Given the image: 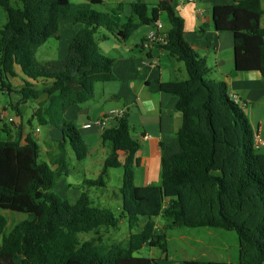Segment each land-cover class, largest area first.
Instances as JSON below:
<instances>
[{
    "label": "trees",
    "instance_id": "16d2710c",
    "mask_svg": "<svg viewBox=\"0 0 264 264\" xmlns=\"http://www.w3.org/2000/svg\"><path fill=\"white\" fill-rule=\"evenodd\" d=\"M12 1L21 6L12 7ZM264 0H238L234 5L213 9L214 29L230 33L234 42V72L259 73L264 82ZM101 0H0L8 22L0 32V89L13 92L4 78L18 77L17 68L28 79L19 90L14 110L47 96L33 114L40 126L62 133L58 153L50 163L41 159V147L29 135L9 138L12 129L0 113V210L27 215L7 233L0 217V264H159L143 255V248L167 253L165 237L155 235L156 220L163 218L171 229L210 228L235 232L239 261L219 264H264V154L255 149V132L243 106L230 97L224 81L207 80L210 70L185 38V22L175 11L173 0L156 6L132 5V15L119 25L108 12L95 10ZM163 15L171 25L168 55L185 65L188 79L182 82L149 81L151 93L178 98L176 110L182 127L161 143V185L136 186L135 170L140 145L133 139L128 115L117 119L103 133L104 146L111 150L98 182L104 185L110 169H123L120 219L127 220L130 234L126 247L103 248L92 242L81 244L80 236L118 221L108 209L92 205L88 192L76 203L53 191L62 177L70 175L68 149L79 161L89 149L73 121L66 118L75 106L95 98V85L117 81L115 61L103 54L97 43L101 30L120 42L129 41L143 26H155ZM63 21L80 24L65 59L42 64L39 50L49 40H59ZM78 72L76 77L73 74ZM40 82L41 87L38 86ZM32 120L29 122L32 124ZM126 155L124 163L120 155ZM130 232V233H131ZM167 260V259H165ZM186 264H216L188 261Z\"/></svg>",
    "mask_w": 264,
    "mask_h": 264
},
{
    "label": "crops",
    "instance_id": "0c3cea01",
    "mask_svg": "<svg viewBox=\"0 0 264 264\" xmlns=\"http://www.w3.org/2000/svg\"><path fill=\"white\" fill-rule=\"evenodd\" d=\"M101 1H103L105 5L109 6L110 11L108 13L112 15L113 19L119 25H123L124 23H126L127 18L131 17L132 15L133 4L145 3L150 7H153L156 6L161 0ZM236 1L238 0H196L191 4H182L180 0H173V6L175 8V11L183 18L185 22V38L187 42H189V44L201 58L206 59L207 66L210 62H212L211 60L215 58L218 67L217 72L223 75L224 79L227 80L225 82H227L230 86L229 92L238 94L242 102L241 106H243L244 111L245 109H249L248 112L245 111V113L250 120L255 135H260L264 138L263 78L259 73H240L236 75L231 74L235 69L234 55L232 56V67L229 69V74L224 72L225 70H223V66H225L228 62L230 63V57L228 56L226 61L223 56L226 47L225 43L227 42L229 46L230 42H232L233 45H231V47L234 54V42L233 40L231 41L230 38L228 39V37H223L224 35L222 34L224 33H218L214 29V7L234 5ZM263 2L262 8L264 10ZM165 18H167V16L163 15L159 22L162 24L161 33L167 34L171 28V25L167 19V22L169 23V28H167L166 24L164 23ZM67 22H70L69 24L75 25V27H73L75 29H72L70 31L72 39L71 41H73L77 33L83 28V26L80 24H74L71 21ZM104 31L105 30H101L99 32L102 44L98 43V41L97 43L100 51L115 61L113 70L115 72V75L117 76V81L103 83L105 84L103 87V90L105 91L103 95L104 102L108 99H112L115 101H124L123 109H121V111H124L125 114L129 117L130 125L132 127L131 133L133 131H135V133L139 132L140 136L139 139H136L135 136L132 135L133 139L140 145V149L136 157L141 160V165L135 170V181L137 180L138 175L141 174V187L152 185L158 186L159 181H161V143L163 142L165 137H174L178 134L182 127L183 120L181 113L176 110L178 98L164 93H151L148 90L146 83L156 80L161 82L185 81L188 79L186 78V76H188L186 69L184 70L179 65V63H177L176 59L170 57L168 53L163 49L162 45H157L150 51L142 50V43L151 33L156 31L155 26L140 28L139 31L134 35V37H132L127 42H120L107 31H105L106 33H102ZM51 41L52 40H49L38 52V60L42 64L64 59L60 58V46L49 45ZM210 51H212V55H214V57L208 55ZM41 54L45 59L43 61L40 60ZM54 57H57V59H55ZM42 98H40L39 100H35L39 106L41 105L42 101H44ZM81 107L82 105L75 106V118H77L78 116H80L84 120L88 118V120H85V122L82 123V126H84L91 122L90 116L92 107L89 109ZM38 108H36V111ZM133 108L137 109L138 114H135V112L133 114ZM18 110L20 113V115L18 116H21L20 118H23L21 106ZM14 111L16 112V110ZM0 113L1 116L4 117V119H9V110H4ZM134 115L138 118L137 123L133 121ZM14 124H16V121L14 122ZM94 132L98 133L97 130H95ZM21 135L22 134H20L19 132L14 133L12 131L9 138H6V136H4V140L12 138L13 140H21L22 143H25L29 134L27 131H23V135ZM49 138V142L58 140L60 138L62 139V133L59 130L50 127ZM125 159L126 155H121V163H124ZM159 219H157L156 222ZM5 221L7 220L5 219ZM216 237L217 235H215V233L207 231L206 239H210V241L201 243V241H199L200 239L192 240L196 243L203 244L202 246L206 247L205 252H202V257H205L209 259L208 261L212 262L213 258H209V254L213 249H216L217 245L215 243H219L218 238L216 239ZM206 243H208V245H205ZM164 259H167L168 261L169 256L166 254ZM188 260V258L185 260L186 263L188 262ZM214 263L219 264L217 262Z\"/></svg>",
    "mask_w": 264,
    "mask_h": 264
},
{
    "label": "rangeland",
    "instance_id": "374dc122",
    "mask_svg": "<svg viewBox=\"0 0 264 264\" xmlns=\"http://www.w3.org/2000/svg\"><path fill=\"white\" fill-rule=\"evenodd\" d=\"M72 3L80 4L83 3V0H69ZM264 3V2H263ZM21 6L20 3L16 1H12L11 6L16 7ZM95 10L101 12H109L110 8L108 5H97L94 7ZM8 22V14L7 10L3 7H0V32L4 30L6 24ZM68 23V24H66ZM70 22L63 21L61 28H60V38L59 40H52L49 45H59L60 46V58H66L68 55V46L71 40L70 31L75 29V25L69 24ZM164 23L166 24L167 28H169V23L167 22V18L164 19ZM264 25V19L262 21ZM69 27V28H68ZM147 27V26H143ZM150 27V26H148ZM144 29V28H143ZM102 33H106L105 31ZM223 37L230 38L231 41L233 37L230 33H224ZM134 37V36H133ZM137 39V38H136ZM98 43H101V36L100 34L97 35ZM131 43V42H130ZM102 44V43H101ZM224 58L227 61V57H230V63H226L223 66L224 72L229 74V69L232 67L231 61L232 56L234 55L232 52L230 42L229 46L226 42ZM212 51L208 53V55H212ZM57 59V57H54ZM223 58V59H224ZM222 59V60H223ZM40 60H45L43 55H40ZM212 62L209 63L208 67L210 69V73L207 76V80H214V81H227L224 79V76L217 72L218 67L215 58L211 60ZM179 65L185 70V65L182 62L177 61ZM19 72V76L16 78H4V82L7 85L12 86L13 92L9 93L7 90L2 91L0 89V112L4 110H9V118H14L13 123L9 121V119H4L3 121L7 123L14 133H20L23 135V131H27L29 135H31L40 145L41 147V159L45 162L50 163V159L58 153L57 146L58 142L61 140H53L51 142L49 138V131L50 127H43L38 124L36 120H32L33 114L36 111V108L40 107L38 103L35 101L28 102L25 105H21L22 108V116H18L17 113L12 110L17 105L16 104L20 101L19 90L24 85V80H28L21 72L20 68H17ZM233 75L236 73L233 70ZM188 78V76H186ZM40 82L38 84L41 87ZM105 84L98 83L95 85L96 89V98L88 104L82 105L81 108H91V116L90 120L92 123H96L105 117L111 116L114 113L120 112L123 109L124 101H115L112 99L105 100L104 102V93L103 90ZM1 87V83H0ZM108 87V86H106ZM230 87V86H229ZM108 90V89H107ZM44 101L42 103L47 102V96H43L42 98ZM11 108V109H9ZM95 108V110H94ZM249 109H245L248 112ZM138 114L136 108H133V114ZM75 107L72 108L66 115V118L70 121H73L79 130L84 143L87 145L89 149V154L87 158L79 161L75 153L69 148L68 149V162H69V169L70 175L68 177H62L55 189L54 193L64 200H68L71 203H76L80 198L83 192H88L90 199L92 201V205L95 207L108 209L113 213L114 218L118 221V225L114 228L104 227L98 229L94 232L89 234H82L80 236L81 244H85L86 242H92L94 244L100 245L103 248H111L113 245H123L126 247L130 240V234L132 233H139L141 229H134L133 232L130 231V225L127 220L120 219L121 216V206H122V193L121 189H123L124 185V172L123 169H110L105 176L104 185L100 183L96 185L90 186H83L86 182L94 181L98 182L101 176V173L104 169V164L106 159L109 157L111 150L108 146H104L102 141V134L99 132L98 126H93L90 129H85L82 126V123L85 120L78 116L75 118ZM16 118V119H15ZM23 119V120H22ZM133 121L137 123L138 118L134 115ZM32 120V124L29 122ZM16 121V124L14 122ZM29 121V122H28ZM132 123V122H131ZM109 127V126H108ZM107 127V128H108ZM40 129V133L36 132V129ZM95 130L98 131L94 132ZM93 131V132H89ZM132 131V127H131ZM135 136L136 139H139V132L135 133L133 131L131 133ZM21 135V136H22ZM28 135V136H29ZM48 143V144H47ZM259 154H264V147L258 150ZM122 155V154H121ZM120 155V158H121ZM141 174L138 175L135 184L140 186L141 184ZM85 183V184H84ZM161 184L159 181L158 185ZM141 187V186H140ZM1 217H4L7 221V233L12 230V228L22 220H26L28 218L27 215L13 213L11 211L0 210ZM17 220V221H16ZM20 220V221H19ZM207 231H211L217 235L216 239L218 238L219 243H215L217 245L216 249H213L212 252L209 254V258H213V262L217 263H237L239 261V241L237 234L235 232H227L224 230L219 229H191V228H178V229H171L170 224H168L163 218L159 219L156 222V231L155 235L160 237H165V241L163 238L161 243H166L167 253H164L161 249L151 248L146 246L143 248L141 253H137L136 256H145L155 258L158 260L159 264H186V259L188 261H208L209 259L202 257V252H205L206 247L202 246L203 244L196 243L192 241L193 239H197L203 242H208L210 239H206ZM131 232V233H130ZM205 245H208L206 243ZM207 251V250H206ZM169 256V260H165V255ZM211 260V259H210Z\"/></svg>",
    "mask_w": 264,
    "mask_h": 264
},
{
    "label": "built area",
    "instance_id": "2783aa9c",
    "mask_svg": "<svg viewBox=\"0 0 264 264\" xmlns=\"http://www.w3.org/2000/svg\"><path fill=\"white\" fill-rule=\"evenodd\" d=\"M182 4H191L194 3L196 0H180ZM156 31L151 33L142 43V50L144 51H150L157 45H166L168 42L167 34L161 33L162 24L160 22L155 24ZM231 99L238 105H241V100L237 93L231 92L230 93ZM125 115L124 111H120L117 113L112 114L111 116L105 117L104 119L99 120L96 123H88L84 125L85 129H90L93 126H98L99 132L102 134L108 126H110L112 123L117 121V119L122 118ZM8 119V118H6ZM9 121L13 123V118H9ZM40 129L38 128L36 130L37 133H40ZM255 149L260 150L264 147V138L260 135H255Z\"/></svg>",
    "mask_w": 264,
    "mask_h": 264
},
{
    "label": "water",
    "instance_id": "95a60500",
    "mask_svg": "<svg viewBox=\"0 0 264 264\" xmlns=\"http://www.w3.org/2000/svg\"><path fill=\"white\" fill-rule=\"evenodd\" d=\"M77 74H78V72H75V73L73 74V77H76V76H77ZM144 257H145V258H148V256H147V255H145Z\"/></svg>",
    "mask_w": 264,
    "mask_h": 264
}]
</instances>
